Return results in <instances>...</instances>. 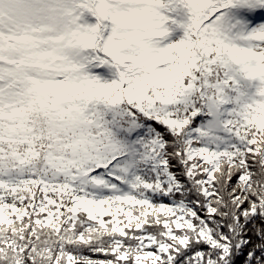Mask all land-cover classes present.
Wrapping results in <instances>:
<instances>
[{
    "label": "snow or ice",
    "instance_id": "1",
    "mask_svg": "<svg viewBox=\"0 0 264 264\" xmlns=\"http://www.w3.org/2000/svg\"><path fill=\"white\" fill-rule=\"evenodd\" d=\"M0 264H264V0H0Z\"/></svg>",
    "mask_w": 264,
    "mask_h": 264
}]
</instances>
